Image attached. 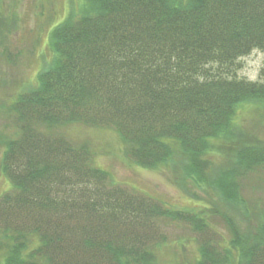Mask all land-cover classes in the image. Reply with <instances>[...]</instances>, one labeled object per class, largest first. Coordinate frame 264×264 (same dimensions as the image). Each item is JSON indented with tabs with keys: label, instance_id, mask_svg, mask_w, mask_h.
I'll use <instances>...</instances> for the list:
<instances>
[{
	"label": "trees",
	"instance_id": "trees-1",
	"mask_svg": "<svg viewBox=\"0 0 264 264\" xmlns=\"http://www.w3.org/2000/svg\"><path fill=\"white\" fill-rule=\"evenodd\" d=\"M79 11L49 33L50 63L9 103L22 127L0 135L11 181L0 198V264H68L66 248L81 253L74 264L86 248L90 264H153L159 237L149 245L121 224L130 235L108 239L106 222L160 215L195 222L201 238L213 231L204 216L108 184L89 143L69 135L76 125L111 126L136 164L173 161L225 199L219 215L232 208L256 220L251 235L220 241L221 252L198 240L197 264H264V206L236 182L264 167V140L242 121L245 106L263 108L264 80L238 77V60L264 51V0H83ZM216 149L220 164L208 158Z\"/></svg>",
	"mask_w": 264,
	"mask_h": 264
},
{
	"label": "rangeland",
	"instance_id": "rangeland-1",
	"mask_svg": "<svg viewBox=\"0 0 264 264\" xmlns=\"http://www.w3.org/2000/svg\"><path fill=\"white\" fill-rule=\"evenodd\" d=\"M82 6L83 0H0V135L3 137L13 139L17 131L20 132L22 125L9 114V103L19 91L25 92L35 85L39 72L50 63L53 54L49 47V33L63 20L79 14ZM238 77L253 82L264 80V51L254 50L241 57L238 60ZM255 110L250 105L243 108V125L251 133L250 136L264 140V106L259 111ZM81 127L69 126L68 133L74 140L85 139L89 143L94 153L93 164L106 172L104 179L108 184L114 182L141 198L158 200L171 212L188 210L194 215L204 216L214 231L206 237L213 239L216 252L222 251L220 241L223 246L226 244L229 247L237 239V232L254 233V218L245 214L237 215L232 208L224 212L226 216L219 215L217 208L222 210L227 203L225 199L214 195L215 191L208 185L198 184L189 178L173 161L157 169L143 167L126 154L122 135L111 126L106 129L105 126ZM4 151L5 143L0 139V164ZM212 154L208 157L210 161L220 164L219 150L216 149ZM240 171L243 172L242 169ZM236 182L245 190L246 198L253 201L259 199V205L264 206V167L252 169L248 179L238 176ZM10 191L11 181L0 166V198ZM156 217L155 222H116L110 228L112 222H106L109 233L105 236L108 239L110 236L120 239L130 235L123 225L134 230L135 235L145 237L148 242L152 241L154 235L155 239L159 237L150 255L153 264L154 261L156 264H197L201 259L198 240H208L206 237L201 238L202 231H194L192 226L196 225L195 222L172 221L160 215ZM229 218L234 222H230ZM1 234L0 230V239ZM2 250L0 248V252ZM79 254V251L66 248L60 257L68 264H74ZM92 255L86 248L80 257L84 264H90ZM0 257L4 259V253L1 252Z\"/></svg>",
	"mask_w": 264,
	"mask_h": 264
}]
</instances>
